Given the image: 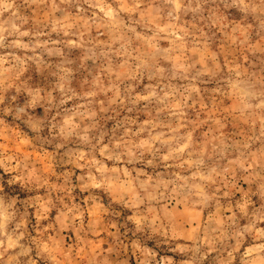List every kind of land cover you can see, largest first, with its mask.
<instances>
[{"label":"clouds","instance_id":"9594fccd","mask_svg":"<svg viewBox=\"0 0 264 264\" xmlns=\"http://www.w3.org/2000/svg\"><path fill=\"white\" fill-rule=\"evenodd\" d=\"M0 264H264V0H0Z\"/></svg>","mask_w":264,"mask_h":264}]
</instances>
